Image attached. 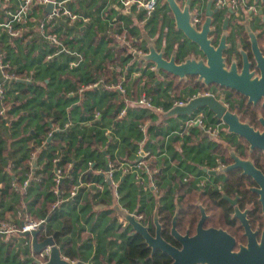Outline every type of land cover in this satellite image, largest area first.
Instances as JSON below:
<instances>
[{"label": "crops", "instance_id": "1", "mask_svg": "<svg viewBox=\"0 0 264 264\" xmlns=\"http://www.w3.org/2000/svg\"><path fill=\"white\" fill-rule=\"evenodd\" d=\"M114 3L115 2L113 0H78V2L72 4L70 7L74 11L76 10L84 15H88L91 18L90 25L87 26V28H83L81 23H77L75 27L67 32L58 29L60 35L65 34V42L71 43L68 45L70 50L75 53H80L83 60L80 65L76 67L77 69L79 68L76 73L73 71L76 69L67 71L70 76L69 81L72 84L80 82L79 84L81 86L80 88H77L76 91H72L67 94V97H70V99H76L77 96L78 99L77 101L71 103V107L66 108V116L62 119V121L65 119L63 121L64 128L67 126L65 129L73 128L76 132H80L85 136V141L94 144L96 147L95 149L97 150L87 163V166L83 164L79 167L80 171L77 174L74 186H79L78 194L82 188H84V191L82 192L81 199L78 204L81 207V202L86 199L87 194H92L93 196H96L94 198L95 205L93 207V212H98V210L100 211L106 209V204L102 201L108 200L114 212V215L112 214L110 218H113V216L118 214L117 212L119 210L129 214L136 213L135 211L138 207L134 209L133 213L130 211L132 205L131 207L127 206L128 202L133 197L137 200V206L145 205V208H149L153 201V212L156 209L158 210V207L169 203L172 196L176 199L177 191L180 186L178 181L184 182L187 177L195 178L196 171L190 163L194 160H196V162L198 161V164H200V162H205L207 154L210 153L208 151L209 147L205 145L212 139L217 140V137H208L205 132L197 126L190 128L186 127V123L183 124L184 122H181L182 117L168 116L167 113L169 109L172 108L174 103L172 104V101L170 100L172 94L169 92L170 87L168 86L167 80H165V76L161 73L159 75L155 74L153 65L150 64L151 66L148 69V64L140 63L137 59H135V57L129 54V52H127V56H123L124 58L130 57L129 62L121 64L118 61L112 63V66H110L109 70L114 73V79L110 83L107 82V78L101 80L93 79L98 86L92 90L86 89L89 85L94 84L90 77L94 75L97 68H100L107 61L115 60L114 57L118 55L116 45L122 46V44L118 42L111 45L109 44V30H111V22L118 23L119 29H117V31H121V34H124L128 39H131L133 44L141 48L144 52H147L148 43L150 42L155 44L158 51H164L165 57H169L175 50H177V43L179 41V43H182L181 47L186 45V47L183 48L182 55L184 54V51L187 50V47H190L188 42L185 44V41L178 32L171 29L170 26H172V24L169 22V19L166 18V11L163 14L160 8H158L155 14L147 20V25L142 27L139 23H137V20H134L131 17L119 18L118 11L116 10V5ZM1 17L2 15L0 9V18ZM36 17L38 19L41 18L40 12L36 15ZM28 26L31 28H28L29 31L26 35L21 37L22 40H25V43L35 42L39 44V48H42L43 45L48 48V46L42 42L40 35L36 33L35 25L29 24ZM132 30L135 31V34H129V31ZM21 38L11 39L7 34L0 31V44L5 48L6 46L15 47L14 40H21ZM32 47L21 46L19 50H15L13 53L14 57H17V60H22V58L26 55L29 56L28 53L31 51L28 52V50ZM178 47L180 48L179 50H181V47ZM4 50L8 52L7 49ZM38 52L35 50V52L30 55L36 56L38 55ZM34 59H36V57ZM121 61L123 62V59H121ZM130 65H132V71L129 75H127V69ZM114 68H117L118 70H114ZM143 70L145 72H143ZM33 72L35 73V68L30 70V73ZM151 72H153L152 76H149V73ZM85 74L86 76H84ZM62 76H66V73H63ZM148 77H151L150 83L147 82L149 79ZM29 83L32 84L31 81ZM46 83H48V80ZM37 84L40 85L42 83ZM112 84L117 86L121 85L126 93L121 94L117 88L109 90L107 87L109 85L112 86ZM45 87L46 86H44V88ZM66 87L68 86L64 85L60 88L65 89ZM166 87L168 89L167 96L162 93ZM81 88H84V92L79 93L78 90ZM156 88H158L159 91L156 94L153 93V96L150 95L152 98V108L147 110L135 105L137 98H139L143 92L148 93V89L153 91ZM9 89L7 88L6 91ZM20 92V90H14L12 92V97L11 95L10 97L8 96L9 102L7 100L4 106L0 103V110L4 109L5 114L6 111L9 112L11 106H13V100L15 97H17L19 101V103L15 105L17 106L15 108H20L23 102L28 99L25 96H21ZM85 92L88 93L90 98V107L87 112L84 108L81 109L79 107V104L85 97ZM193 94L196 93L192 88H186L185 91H182V98L179 100H184L186 96L189 97ZM61 95L63 96L65 93H62ZM170 101L172 105L165 110V107H167V104H169ZM42 110L45 111V114H48L49 112L45 109V107L40 110H36V112L39 111L38 113H41ZM121 110L126 111V115L123 117L119 116V111ZM29 111V109H20L18 114L14 113L11 115V119H7L5 114L0 116L5 119L4 121H0V189L6 185L3 180V176H12L11 181L8 183H10L15 193L22 195L26 194V187L24 188L23 184L25 181L28 182L31 180V175L28 174L23 183H19V177L14 176L16 175L14 164L23 156V153L21 154L17 151L26 147L30 157L29 166L32 169L33 161L35 159L37 160L36 151L41 148H38L35 152L29 151L31 149V144L33 145V143L30 144L29 142H24L27 138L26 134H23L22 129L14 128L12 124L19 119V114L28 117L27 113ZM93 111L95 112V116L92 117L93 119L86 121L87 117L91 116ZM201 113V111L197 110L192 116H188L191 117L189 120ZM45 114L41 113L43 121L45 119L46 122H48V127L52 130L51 132L57 131L59 126L53 124L52 122L54 119L47 118ZM163 117L165 120L162 119ZM29 119L30 118H28L27 121L29 122L27 131H30L31 134H35L34 130L37 129V126L39 127L41 121L37 120L38 118L35 119V121H29ZM204 123L207 126H217H215L216 123L208 124L205 120ZM131 124L138 126L137 131H139V136L141 137L140 139L137 138V134L135 132L129 131V126ZM140 127H144V130L141 131ZM157 128L160 130L158 131L160 132L159 134L163 136L162 139L155 137ZM218 129L220 133L221 129L219 127ZM39 133V136H41L42 133ZM190 133H192L190 145L196 146V149L202 147V156L196 155L194 151L195 156L193 153H189L194 149V147L192 149L188 147L190 146L188 145L189 143L187 144V148L190 149H187L186 151L182 150V143L186 142ZM49 136L50 141L52 139V135L50 134ZM104 136L107 137L106 140H104V144L96 143V140H99ZM175 138L179 139L178 142L176 144L171 143ZM44 145L45 143L42 142V147H44ZM173 148L177 151V154L172 151ZM141 151L145 153L146 157H152L156 161L154 166L155 170L160 174L159 179H154V177H152L153 174L144 162H140V168L135 166V163L141 160ZM68 166H70L71 169V164ZM36 168L37 163L35 169ZM127 168H129V171L126 173L125 170ZM56 170L57 169H55L54 172H56ZM109 170L111 171L110 173H112L111 179H109L107 175ZM34 172L32 169V173ZM55 178L56 175L54 179ZM124 178L126 179V183L121 186L122 190H119L120 182ZM200 179H202V177H200ZM194 183L197 184L198 181L195 180ZM158 186H160V188ZM160 190H163L162 195L157 196ZM116 194L118 197L115 196ZM154 196L156 197L153 198ZM163 196H165L166 199H161ZM121 206L124 207L121 208ZM16 214L17 219L18 214L22 213L18 212ZM24 214L26 215V213ZM86 215L87 214L84 213L81 214V227L85 229V232H90L93 222L92 220L87 222L85 219ZM22 216L18 219L22 220ZM8 217L11 221L15 219L14 215L11 213ZM118 219L124 224H127V222L124 221L119 214ZM145 221H147V218ZM148 224H150V222H148ZM17 235L18 234L14 233L11 236L16 238ZM93 237L95 238L96 236L94 235ZM16 241L19 244L24 242L25 244L28 243L32 248V241L30 237H26L25 240L18 238ZM89 262L90 264H93L91 258L87 256V260H85L83 264H88Z\"/></svg>", "mask_w": 264, "mask_h": 264}, {"label": "trees", "instance_id": "2", "mask_svg": "<svg viewBox=\"0 0 264 264\" xmlns=\"http://www.w3.org/2000/svg\"><path fill=\"white\" fill-rule=\"evenodd\" d=\"M114 29H119L118 23L114 26ZM130 33L135 34V31H129V34ZM60 37L65 45L71 44L65 42V34L60 35ZM115 42L116 41L111 38L109 44H115ZM14 44L15 47L6 46L5 48L3 46V49L8 50L4 61L10 63V73L14 76V80L6 86V89H9V87L10 89L5 91V101L7 102L8 100L9 102L8 96L10 97L11 95L12 97V92L14 90H20V95L28 99L23 102L20 108H15L17 107L15 105L19 103L18 98L15 97L13 106H11L9 112L6 111L5 117L7 116V119H11V115L14 113L18 114L20 109H29L30 111L27 113L28 117L19 114V119L14 122L12 126L22 129L23 134H26L27 138L24 142L33 143L29 151L35 152L38 148L41 149L36 151L37 170L34 173H32V169L29 166L30 157L26 147L17 151L18 153H23V156L21 155L22 157L14 164V170H16V175L14 176L19 177V183H23L28 174L31 175V180L28 181V185L26 186V194L22 195L15 193L10 183H8L11 181L12 176H3L6 185L0 189V222H9L21 228L22 224L20 223L22 220L16 219V213L18 212L23 214L26 213L32 220H45L43 230L37 236V241L43 242L45 237H52L60 249L61 256L69 259L74 264H83V262L87 260V256L91 258L93 264H171L172 259L162 252L156 251L152 254L151 249L147 246L142 236L140 234H135L128 224L119 221L118 214L110 218L112 214L114 215V212L108 200L102 201L106 204V209L93 212V207L95 205L94 198L96 196L87 194L86 199L81 202V207L78 204L84 188L80 190L76 198L70 199V191L76 183V177L80 171L79 167L83 164L87 166V163L97 151L95 145L86 142L85 136L80 132H76L73 128L65 129L63 123L65 119L62 121L63 117L66 116V108L71 107V103L78 99V96L76 99H70V97H67V94L76 91L77 88L81 86L79 84L80 82L72 84L69 81L70 76L67 71H72L69 69V63L72 59L68 56L61 55L58 58L48 60L46 56L49 52H53V50L44 45L42 48H39V44L35 42L25 43V40H22V38L21 40H14ZM21 46H33L28 50V52L31 51L32 53H28L29 56L26 55L22 60H17V57H14L13 53L15 50H19ZM35 50L36 52L40 50L38 55H30L33 54ZM116 51L118 55L114 57L115 60L107 61L100 68H97L94 75L90 77L92 80L107 78V82L110 83L114 79V73L109 70L112 63L119 61L122 64L130 61V57H123L128 51L126 47L116 45ZM35 57L36 59H34ZM121 59H123V62ZM150 66V63H148L147 68L149 69ZM32 68H35V73H30ZM78 69L76 68V70H73L74 73H76ZM131 71L132 65L128 67L127 75H129ZM143 72L145 71L143 70ZM63 73H66V76H62ZM152 73L153 72L149 73V76H152ZM84 76H86V74ZM148 78L147 82L150 83L151 77ZM47 80L48 83H46ZM165 80H167L168 86L170 87L169 92L172 94L170 99L172 104L175 101H180L179 99L182 98V91H185L186 88L190 87L195 93H201L199 92L201 87L196 84V80L193 77H189L184 83H178V80L171 75H166ZM30 81L32 84L29 83ZM37 83H42L43 85H38ZM64 85L68 87L61 89L60 87ZM44 86L46 87L44 88ZM149 89L147 94L151 96H153V93L156 94L159 91L158 88L153 91ZM167 92L168 89L166 87L162 93L167 96ZM62 93H65V95L62 96ZM84 96L79 107L81 109L84 108L87 112L90 107V98L86 92ZM171 101L167 104L165 110L172 105ZM43 107L49 112L45 114V111L42 110L41 113H44L47 118L54 119L52 123L59 126L57 131L51 132L52 130L49 129L48 122H46L45 119L43 121L41 113H38L39 111L36 112V110H40ZM93 116H95L94 111L91 116L87 117L86 121L93 119ZM28 118H30L29 121H35L37 118V120L41 121L39 127L37 126V129L34 130L35 134H31L30 131H27L29 123L27 122ZM162 119L165 120L164 117ZM4 120V118L0 117V121ZM137 130V125L131 124L129 126V131L135 132L137 138L140 139L141 137ZM158 131H160L159 128H157L155 137L162 139L163 136L159 134L160 132ZM39 132L42 133L41 136H39ZM50 134L52 135V139L49 141ZM191 135L192 133L189 134V138H187L186 142L182 143V150L186 151L194 147L192 151H194L196 155L202 156V147L196 149V146L190 145ZM106 138L107 137L104 136L96 140V143L104 144ZM178 140V138H175L171 143L176 144ZM42 142L45 143L44 147H42ZM187 144L190 145L188 146L190 148H187ZM172 151L177 154L174 148ZM214 155L216 154L213 153V156ZM205 159V162H208L210 165H213L215 162L214 157L210 154H207ZM139 162H144L153 174L152 177H154V179H159L160 174L155 170L154 166L156 161L152 157L141 158ZM203 163L204 162H200V164ZM69 164H71V169L67 168ZM55 169L62 170L64 174V180L60 186V196L53 193L55 189ZM185 180V183L178 181V184H180L179 189H181V196L178 202L183 206L180 217L183 216L185 220H188L190 215L189 204L193 202L192 200L195 197V193H197V188L192 177H187ZM124 183H126L125 178L120 182L119 190H122L121 186ZM158 187L160 188V186ZM162 192L163 190H160L157 196L162 195ZM178 193L179 191H177V195ZM155 197L156 196L153 198ZM161 199L166 198L163 196ZM175 200L174 196H172L169 203L158 207V220L162 228L161 236L166 242L173 245H175V243L170 236V229L172 226L171 219L177 206ZM137 204V200L133 197L128 202L127 206L131 207L132 205L130 211L133 212ZM180 205H178V207H180ZM122 207L124 206H121V208ZM153 209L154 203L152 201L149 208H145V205H141L138 206L135 211L136 219L149 228V233L151 235H154L155 232V226L152 220ZM10 213L14 215L15 218L12 221L8 217ZM83 213L87 214L85 217L87 222L90 220L93 222L90 232H85V229L81 227L80 217ZM146 218L147 221H145ZM107 219L109 220L108 223L106 222ZM148 222H150V224H148ZM176 228L179 232L184 233L183 227L181 228L177 225ZM94 235L96 236L95 238L93 237ZM22 237L23 236L20 234H18L16 238H13L11 235L0 236V264H37L35 261H39L40 264H45L48 260V256L41 258L40 254L32 251L28 243L25 244L24 242L19 244L16 239H26Z\"/></svg>", "mask_w": 264, "mask_h": 264}, {"label": "flooded vegetation", "instance_id": "3", "mask_svg": "<svg viewBox=\"0 0 264 264\" xmlns=\"http://www.w3.org/2000/svg\"><path fill=\"white\" fill-rule=\"evenodd\" d=\"M235 2L234 8H221L216 7L214 0H200V23L196 27H201L209 13L211 31L208 38L212 39L215 47L221 44L219 56L228 79L226 82L253 93L255 102H250L239 91L216 84L202 85L199 92L212 95L218 101L224 99L227 109L236 114L242 123L264 134V0ZM209 3L210 10L207 9ZM179 42L177 50L180 49L178 46H182ZM213 123L221 129L219 138L212 139L205 146L209 147V154L215 162L213 165L208 162L198 164L199 170L193 178L198 181L197 193L189 204L188 220L180 217L183 206L178 202L181 189L178 190L176 220L184 233L177 231L182 236L189 232V237H193L202 222L201 231L221 230L233 239L230 252L261 251L260 245H264V198L261 200V194L257 192L264 189V150L258 148L251 151L244 139L228 134L222 120L214 119ZM231 151L239 160H249L260 172L258 182L244 175L242 169L228 170L234 165ZM213 153L216 155L213 156ZM171 238L175 243L172 245L181 250L182 244Z\"/></svg>", "mask_w": 264, "mask_h": 264}, {"label": "water", "instance_id": "4", "mask_svg": "<svg viewBox=\"0 0 264 264\" xmlns=\"http://www.w3.org/2000/svg\"><path fill=\"white\" fill-rule=\"evenodd\" d=\"M194 0H186L184 7L181 9L175 0H165L169 10L172 13L175 31L181 33L190 47L184 51L182 55L183 45L181 50H175L169 57H165L164 51H158L155 44L150 42L147 47V54L138 57L140 63H150L154 66L155 74L160 73L164 76L171 75L178 80V83H184L189 77L196 80V84L202 85H221L237 92L244 94L250 102H255L253 93L243 91L239 87H234L228 80L222 69V61L220 58L221 44L218 47L213 46L212 39L208 38L211 31L209 13L207 18L199 29L191 22L192 14L191 7ZM200 1H198L199 3ZM210 3L207 9L210 10ZM52 5H47L46 11L50 14ZM181 55V58H179ZM222 75H224L222 77ZM225 101H218L212 95H203L196 99L188 101L184 107L172 106L167 115L170 117H185L192 116L198 109H207L214 116L215 120L223 121L228 134L234 135L239 139L246 141L250 150H264V134L255 132L247 123H242L236 114L232 113L225 106ZM230 158L233 160L231 169H242L244 175L253 178L258 182L260 172L256 171L249 160H239L234 151H231ZM37 160L33 161V172L36 170ZM260 183V182H259ZM261 194V200L264 198V189L261 188L258 192ZM120 217L127 222L135 234H140L145 240L147 246L151 249L152 254L159 250L163 254L172 258V264H264V245H260L261 251H243L230 252L233 245V239L226 232L221 230L209 229L201 231V224L195 236L189 237V232L182 236L178 233L176 211L172 217L171 236L182 244V249L169 244L161 236V224L158 220V210L153 212L152 220L155 226L154 235L149 233V228L143 225L136 219V215L129 214L124 211L117 212ZM43 228L22 234L24 238L30 237L32 241V250L34 253L41 254L45 249L49 248L47 262L45 264H73L71 261L61 256L60 249L56 245L52 237H45L43 242L37 241V236ZM39 264V261H35Z\"/></svg>", "mask_w": 264, "mask_h": 264}, {"label": "built area", "instance_id": "5", "mask_svg": "<svg viewBox=\"0 0 264 264\" xmlns=\"http://www.w3.org/2000/svg\"><path fill=\"white\" fill-rule=\"evenodd\" d=\"M115 3L116 10L118 11V17H131L134 20H137L140 26L145 27L147 25V20L155 14L157 9L159 8V2L162 0H113ZM176 3L182 9L185 5L186 0H175ZM78 2V0H0V9L1 15L0 18V31L8 35L11 39H18L26 35V33L31 28L28 26L29 24L35 25V31L44 44L48 46L49 49L53 50V52H49L46 56L48 60H52L58 58L61 55L68 56L72 59L69 63V68L71 70L76 69L83 61L80 53L71 51L68 45H65L64 41L60 37L58 29H61L64 32L71 30L77 23H81L83 28H87V26L91 23V18L88 15H84L81 12L74 11L70 6L74 3ZM216 7H235V0H214ZM52 5V10L50 14L46 11L47 5ZM197 5V4H196ZM41 14V18L38 19L36 17L37 14ZM199 6L197 5V11L193 12L191 7V22L197 26L199 21ZM115 21V19H114ZM112 25L109 30V37L114 41L121 43L123 47L127 48V52L131 54L135 59L138 57H142L147 54L141 50V48L135 46L131 39H128L124 34H121L117 30L114 29V26L117 23L111 22ZM29 28V29H28ZM6 51L3 49V46L0 44V103L2 106L5 105V91L6 86L10 84L14 80V76L10 73V63L5 62ZM114 70H118L114 68ZM98 84L94 82V84L89 85L86 89L92 90L97 87ZM109 90H113V88H117V90L121 94H125L126 91L120 85L112 84V86L107 87ZM79 93L84 92V88L78 90ZM74 94V93H73ZM206 95L205 93H196L193 94L185 100L175 101L173 106L176 107H184L188 101L192 99H196L199 97H203ZM135 105L140 108H144L149 110L152 108V98L147 93L143 92L139 98H137ZM5 114L4 109L0 110V116ZM126 115L125 110L119 111V116L123 117ZM205 114L201 113L186 123V127L190 128L193 126H197L201 128L205 134L210 138H216L219 135L218 127L207 126L204 123ZM67 127V126H66ZM65 127V128H66ZM140 130L143 131L144 127H140ZM140 157L145 158L146 155L144 152H140ZM56 162V161H55ZM90 165V164H89ZM135 166L140 168L141 163H135ZM70 169V166H68ZM129 168L125 170L127 173ZM109 170L107 175L109 179H111L112 173ZM55 190L54 194L60 196L61 192V183L64 180V174L62 170H56L55 172ZM107 177V176H106ZM107 177V178H108ZM186 181V180H185ZM184 181V182H185ZM28 185V182L25 181L23 187L25 188ZM26 189V188H25ZM79 186H74L70 191V199L76 198L78 195ZM118 197V195H115ZM24 215V216H22ZM22 219L21 228L11 224V223H0V235H8V234H24L26 232H34L41 228H43L45 224V220H32L28 215L18 214V218ZM27 244V243H26ZM49 248L45 249L40 254L41 258H45L48 256Z\"/></svg>", "mask_w": 264, "mask_h": 264}, {"label": "rangeland", "instance_id": "6", "mask_svg": "<svg viewBox=\"0 0 264 264\" xmlns=\"http://www.w3.org/2000/svg\"><path fill=\"white\" fill-rule=\"evenodd\" d=\"M198 1L200 0H194L193 1V5H192V11L195 12L197 11V5L199 6V3ZM195 3V4H194ZM197 4V5H196ZM165 6V7H164ZM159 8L161 10V12L164 14L165 11H166V18L169 19V22H171L172 26L171 29H175V25H174V22H173V17H172V13L171 11L169 10V7H168V4H166L165 0H162L159 2ZM179 35L182 37V39L184 40L185 37L179 33ZM185 99H187V96L185 97ZM184 99V100H185ZM198 111H201L202 113L205 114V122L208 123V124H212V121L214 120V117H210V116H213L211 113H209V111H207V109L203 108V109H198ZM191 117H188V116H185L181 118V122H184L183 124L187 123L189 121ZM212 120V121H211ZM182 124V123H181ZM189 153H193V155L195 156L194 152L191 150ZM195 161V162H194ZM193 162L190 163V165H192V167L194 168L195 171H198L199 170V165H198V161L196 162V160H194ZM136 207H138L136 205ZM132 209V208H130ZM134 213V211H133ZM108 219L106 220V222L108 223ZM104 228V226H103ZM90 264V262L88 263Z\"/></svg>", "mask_w": 264, "mask_h": 264}]
</instances>
